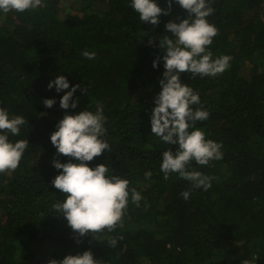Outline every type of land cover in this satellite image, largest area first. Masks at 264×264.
Wrapping results in <instances>:
<instances>
[{"label": "trees", "instance_id": "trees-1", "mask_svg": "<svg viewBox=\"0 0 264 264\" xmlns=\"http://www.w3.org/2000/svg\"><path fill=\"white\" fill-rule=\"evenodd\" d=\"M158 2L169 8L167 0ZM211 6L207 19L218 32L207 48L213 58L229 54L231 66L215 76L180 74L200 95L194 107L209 112L195 126L222 144V159L189 164L212 177L207 190L177 173L164 178L161 154L176 145L151 133L164 71L163 59L157 67L152 62L165 52L159 39L171 35L165 24L185 18L184 8L173 3L156 25L141 21L131 0H43L36 9L4 14L0 107L28 120L9 138L29 145L15 170L0 173V264H47L86 249L103 264H241L246 258L264 264V0H211ZM63 7L69 10L62 16ZM84 49L95 58L84 57ZM58 74L81 85L75 108L60 107L67 89L47 87ZM46 97H55L51 107ZM98 105L111 150L87 163H106L144 199L137 206L129 197L122 221L93 233L97 239L78 236L53 207L65 194L52 184L62 171L52 161L76 158L57 153L50 134L65 112H94Z\"/></svg>", "mask_w": 264, "mask_h": 264}, {"label": "clouds", "instance_id": "clouds-1", "mask_svg": "<svg viewBox=\"0 0 264 264\" xmlns=\"http://www.w3.org/2000/svg\"><path fill=\"white\" fill-rule=\"evenodd\" d=\"M169 8L161 7L158 0H131V7L139 14L141 21L153 25L159 23V15L167 14L173 3H178L187 11V16L170 20L165 24L167 33L159 39V46L165 50L161 58L153 60L157 67L159 59L164 61V71L160 79L161 90L154 97L151 108V133L164 143L176 145L175 149L167 148L162 152L160 171L165 179L170 173H177L190 182L194 188L207 190L211 187L212 177L198 169L189 167L191 161L200 165H208L212 160L223 157L222 144L211 138L201 127H196L197 121H205L209 112L201 107L198 92L180 78L182 72H190L200 76H215L230 68L231 56L223 54L213 58V53L207 48L217 34V27L207 19L214 9L211 0H167ZM43 0H0V20L4 14L11 11L24 12L42 6ZM82 55L94 59L95 51L82 50ZM60 92V107L75 108L78 100L73 99L80 84H71L64 74H58L54 80H49L47 87ZM84 91V89H83ZM43 103L51 107L55 97L45 98ZM106 116L103 106L98 105L93 112L87 107L75 113L65 112L57 121L55 130L50 134V140L57 153L69 157L62 162L53 159L55 168L61 169L53 179L52 184L64 195V199L56 202L53 207L58 213H63L71 229L80 237L85 234L99 233L104 229L111 231L122 221L131 202L140 205L144 197L135 188L129 189V180L118 174L110 173L106 163L89 166L87 161L104 151L110 152V145L105 134ZM28 123L23 115H11L6 107H0V173L15 170L25 149L28 139L9 138L16 136L21 126ZM145 177H151L152 171L146 170ZM181 195L185 200L190 196V190H183ZM95 237V236H93ZM97 238V237H95ZM98 239V238H97ZM79 242V241H77ZM117 239L111 238L109 245L115 247ZM47 264H103L96 259L90 249L76 254L69 253L62 259L52 258ZM241 264H256V258L243 259Z\"/></svg>", "mask_w": 264, "mask_h": 264}, {"label": "rangeland", "instance_id": "rangeland-1", "mask_svg": "<svg viewBox=\"0 0 264 264\" xmlns=\"http://www.w3.org/2000/svg\"><path fill=\"white\" fill-rule=\"evenodd\" d=\"M69 10V8L68 7H63V10H61L60 11V13H61V15L63 16V15H65L66 14V12ZM8 173V172H7ZM49 248H44V250H42V254H46L48 251Z\"/></svg>", "mask_w": 264, "mask_h": 264}]
</instances>
